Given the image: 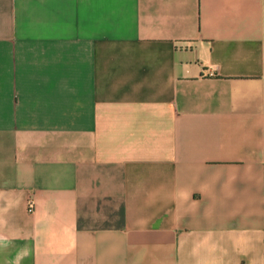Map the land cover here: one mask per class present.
<instances>
[{
  "label": "crops",
  "instance_id": "obj_1",
  "mask_svg": "<svg viewBox=\"0 0 264 264\" xmlns=\"http://www.w3.org/2000/svg\"><path fill=\"white\" fill-rule=\"evenodd\" d=\"M0 264H264V0H0Z\"/></svg>",
  "mask_w": 264,
  "mask_h": 264
},
{
  "label": "built area",
  "instance_id": "obj_2",
  "mask_svg": "<svg viewBox=\"0 0 264 264\" xmlns=\"http://www.w3.org/2000/svg\"><path fill=\"white\" fill-rule=\"evenodd\" d=\"M32 203H30V205H31Z\"/></svg>",
  "mask_w": 264,
  "mask_h": 264
}]
</instances>
